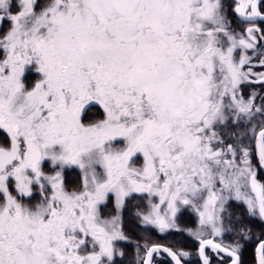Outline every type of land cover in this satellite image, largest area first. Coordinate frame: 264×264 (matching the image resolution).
<instances>
[{
  "label": "snow or ice",
  "instance_id": "1",
  "mask_svg": "<svg viewBox=\"0 0 264 264\" xmlns=\"http://www.w3.org/2000/svg\"><path fill=\"white\" fill-rule=\"evenodd\" d=\"M258 167L264 0H0V264H117L134 200L147 233L191 209L198 264H243ZM150 240L134 264L191 256Z\"/></svg>",
  "mask_w": 264,
  "mask_h": 264
},
{
  "label": "rangeland",
  "instance_id": "2",
  "mask_svg": "<svg viewBox=\"0 0 264 264\" xmlns=\"http://www.w3.org/2000/svg\"><path fill=\"white\" fill-rule=\"evenodd\" d=\"M225 2L226 3H230L231 2V0H225ZM229 15H231V12H229ZM233 23L235 24V21H233ZM238 30H239V28H238ZM247 91V88H245V92ZM90 117H93V118H95V110H93V111H91V112H89V114H88ZM71 171V170H70ZM69 171V173H68V175L66 176V181H68L67 183L70 185V184H72V183H74L75 181H76V179H77V175H76V173H74V172H70ZM258 171V170H257ZM258 179H261L260 178V173L258 172ZM132 204V205H131ZM131 206L133 207V208H135L136 207V205L138 204V201H131ZM236 206H241L242 207V209H238L237 207L235 208ZM233 214H234V216H241L242 218H244V219H246V220H248V219H250V218H248L247 216H246V208H245V206L244 205H242V204H239V203H237V202H232L231 203V207H230V209H229ZM106 211V214H107V212L109 211V210H105ZM240 211H243V213L241 212V213H238V212H240ZM238 213V214H237ZM126 219H125V216H123V227H126L127 225H126ZM177 223H178V226L183 230V231H180V232H177V231H171L170 233H171V235L168 237V241L169 242H173L174 240H173V237H172V232L174 233H183V234H186L187 236V239L189 240V241H185V242H183V243H181L182 245L180 246V247H182V250L183 251H188V252H190L191 254H193V255H195V256H190V257H197V255H196V250L195 249H197V247H198V244H197V242L195 241V239L193 238V237H191V236H189L188 235V233H187V229H190V228H194V226H195V224H196V216H195V214L193 213V211L191 210V209H187V210H182V212L178 215V219H177ZM254 236V240L255 239H257V237L259 236V233H256V232H254V233H252ZM127 235V234H126ZM146 235L147 236H150L151 237V243H158V244H164L165 245V243H167L168 244V242H161V241H158L157 239L156 240H152V239H155L156 237H160L161 236V238L163 237V236H165V234H161V233H158V232H156L155 230H153V231H151L150 233H146ZM231 236H232V234H226V236H225V238H224V240H225V243H228V242H230L231 241ZM136 242H134V244H135ZM141 244H143V242H141ZM117 249L118 250H120V251H123L125 254H126V251H127V248L126 247H124V245H123V241H119V242H117ZM133 249V248H132ZM134 250V249H133ZM158 259H156L157 260V262H158V264H160V263H163V262H165V260H164V257L163 256H160V257H157ZM131 259H126L125 260V263L127 264L129 261H130ZM117 262V261H116ZM118 263V262H117Z\"/></svg>",
  "mask_w": 264,
  "mask_h": 264
},
{
  "label": "trees",
  "instance_id": "3",
  "mask_svg": "<svg viewBox=\"0 0 264 264\" xmlns=\"http://www.w3.org/2000/svg\"><path fill=\"white\" fill-rule=\"evenodd\" d=\"M130 204H131V202L129 203L128 208L126 209V211L124 213L125 219L127 220L126 221V225L127 226L124 227V231H125V234H127V236L130 238V240L129 241H123V245H124V247L127 248V251H126V254L124 255V257L117 256L115 258L116 261L118 262L117 264H126L125 263L126 259H131L127 264H134V260H135V244H136V243L134 244V242H137V241H139L140 243L144 242V239H146L148 237L146 235L147 232H145L143 230V226H141L139 224L138 220H135L133 218V212H134L135 208H133L131 206L132 204L131 205ZM236 207L238 209H242L241 206H236ZM241 212L243 213V211H240L238 213H241ZM172 234H173L172 237H173V240H174L173 242H169L168 241V237L171 235V233H166L165 236H163L162 238L160 236V237H156L155 239H152V240H156L157 239L158 241H161V242H168V244L165 243V245L173 247V248H176V249H178L182 245L181 243H183L185 241H189L187 239V237H186L187 236L186 234L175 233V232L174 233L172 232ZM256 241H257V239L254 240V237H253L251 243L252 242H256Z\"/></svg>",
  "mask_w": 264,
  "mask_h": 264
},
{
  "label": "flooded vegetation",
  "instance_id": "4",
  "mask_svg": "<svg viewBox=\"0 0 264 264\" xmlns=\"http://www.w3.org/2000/svg\"><path fill=\"white\" fill-rule=\"evenodd\" d=\"M259 26V25H258ZM261 69H257V71H260ZM253 87H257L258 86H253ZM247 91L245 92V95H247V93L251 90L250 87H246ZM259 90V89H258ZM258 172L260 173V180L264 181V175L262 174V172L260 171L259 167L257 168ZM71 172V171H70ZM68 182V181H66ZM250 227L252 228V232H251V237L253 238V234L254 232L259 233V236L264 233V227L261 226V224L256 221V220H252L250 223ZM252 241V239H251ZM258 243V240L256 242H249L246 244L245 250L242 254V260H243V264H254V253H255V245ZM163 246H167L164 244H161ZM170 247V246H168ZM173 248V247H171ZM176 249V248H174ZM178 250H182V247H179ZM196 250V249H195ZM192 256H195L193 254H191ZM164 257L165 262L160 263V264H169V259L164 256L163 254L161 255ZM158 259V258H155ZM186 264H198V257H190L189 260L186 262Z\"/></svg>",
  "mask_w": 264,
  "mask_h": 264
},
{
  "label": "water",
  "instance_id": "5",
  "mask_svg": "<svg viewBox=\"0 0 264 264\" xmlns=\"http://www.w3.org/2000/svg\"><path fill=\"white\" fill-rule=\"evenodd\" d=\"M260 169V168H259ZM260 171L262 172V174L264 175V169H260ZM164 256H166V254H163ZM167 257V256H166ZM168 258V257H167ZM170 259V258H168Z\"/></svg>",
  "mask_w": 264,
  "mask_h": 264
}]
</instances>
